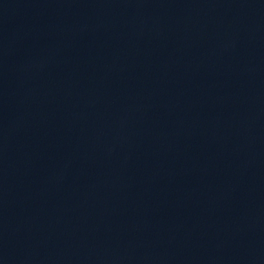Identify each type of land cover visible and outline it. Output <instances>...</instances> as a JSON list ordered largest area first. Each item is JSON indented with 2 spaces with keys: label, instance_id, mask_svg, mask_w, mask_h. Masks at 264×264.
<instances>
[{
  "label": "water",
  "instance_id": "water-1",
  "mask_svg": "<svg viewBox=\"0 0 264 264\" xmlns=\"http://www.w3.org/2000/svg\"><path fill=\"white\" fill-rule=\"evenodd\" d=\"M0 264H264V0H0Z\"/></svg>",
  "mask_w": 264,
  "mask_h": 264
}]
</instances>
